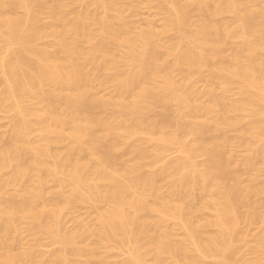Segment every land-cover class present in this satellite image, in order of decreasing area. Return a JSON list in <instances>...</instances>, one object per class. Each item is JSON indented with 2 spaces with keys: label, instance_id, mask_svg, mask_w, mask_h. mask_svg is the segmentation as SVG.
I'll use <instances>...</instances> for the list:
<instances>
[{
  "label": "bare ground",
  "instance_id": "1",
  "mask_svg": "<svg viewBox=\"0 0 264 264\" xmlns=\"http://www.w3.org/2000/svg\"><path fill=\"white\" fill-rule=\"evenodd\" d=\"M136 1L124 10L135 9ZM121 2L0 0V114L15 117L11 137L0 140V189L14 190L0 197V264H112L111 250L127 243L129 264H208L220 257V264H235L239 219L264 225V184L240 185L244 179L238 181L234 154H225L234 147L222 136L249 121L240 133L248 153L243 164L259 177L258 165L264 161V0H152L167 13L160 32L127 24L125 11H118ZM74 5L81 9L74 11ZM225 15L238 26L230 28ZM49 37L53 43L41 42ZM117 49L122 53L117 55ZM103 73H109L116 96L99 94L95 82ZM193 80L207 89L192 91ZM235 85L239 97L230 100ZM153 106L164 110L162 119L148 117ZM35 132L41 142L30 139ZM182 134L192 135L191 145ZM212 135L220 136L211 142ZM64 142L69 146L62 152L57 147ZM122 145L128 147L123 156L137 154L134 161L120 157ZM172 148L180 158L159 166ZM200 155L206 158L201 166L196 161ZM12 166L8 179L2 178ZM52 182L64 201L51 199L53 204L40 208ZM196 191L204 207L215 212L200 222L194 220L200 208L193 198ZM100 203L107 210L98 209V225L92 228L100 249L111 251L101 255H109L104 261L99 246L98 253L79 248L60 229L66 207ZM242 205L247 213L240 211ZM167 220L184 230L182 241L164 229ZM27 228L36 237L46 233L60 249L43 262L35 245L14 253L10 239ZM253 254L251 264L263 263L264 240ZM69 255L80 259L73 263Z\"/></svg>",
  "mask_w": 264,
  "mask_h": 264
},
{
  "label": "rangeland",
  "instance_id": "2",
  "mask_svg": "<svg viewBox=\"0 0 264 264\" xmlns=\"http://www.w3.org/2000/svg\"><path fill=\"white\" fill-rule=\"evenodd\" d=\"M120 1H122L121 2V5H118V7L120 6V8H121V6H122V8L121 9H119L118 8V11L119 12H121V13H123L124 11V14H122L125 18H126V20H125V22L127 21L128 23L127 24H129V25H131V26H133L134 24V26L133 27H135V28H137V29H147V27L148 26H153L154 27V29L155 30H157V31H161L162 30V28H163V26L165 25V21H166V19H167V13H165L164 11H162L156 4H154V3H152V0H137L136 1V8L134 9V8H130L131 9V11L132 10H134V11H130V9L129 10H124V9H127V8H124L123 6L125 5V7L127 6L128 8H129V3L128 2H130L131 0H120ZM180 1H182V0H180ZM122 3H124L123 5H122ZM74 6H77V9L76 10H74L76 7H74ZM74 6H72L71 7V9H69L70 11H77V10H79V9H81L80 8V6L79 5H74ZM79 6V7H78ZM74 8V9H73ZM115 10H117V9H115ZM120 10H122V11H120ZM118 11H115V12H118ZM129 11V12H128ZM131 12V13H130ZM224 16V15H223ZM223 16H221V18L219 17V20L220 21H222V17ZM226 16H228V15H225V17ZM231 15H229L228 17H223V20L225 19V20H227V21H229V18H230V20L231 21H229V22H226L225 20H224V22H226L229 26H230V28H235V23L237 22L236 21V19L234 18L233 19V16H231ZM45 22L46 23H48V24H50L51 22V19H50V16L48 15V14H45ZM197 20L199 19L198 17H196V16H194ZM193 17V19H195ZM48 18V19H47ZM195 19V21H197ZM233 19V20H232ZM194 21V20H193ZM152 24V25H151ZM238 22L236 23V25L238 26ZM139 27V28H138ZM149 28V27H148ZM174 35L172 34L171 36L170 35H168V36H162L161 37V39L163 38L164 40H165V38H167V39H170V38H172ZM170 37V38H169ZM52 37H49V38H47V39H45V40H43V41H41V42H44V43H53L54 42V40L52 41V39H51ZM98 40H99V37H98ZM43 44V43H42ZM88 44H84L83 46H82V50L83 51H85V52H88V50H89V45L87 46ZM227 46V49L228 48H230V49H232V47H230V45L228 44V45H226ZM226 46L224 47L225 49H226ZM2 48H3V45H2ZM224 49V52H225V55H229V53L231 54V52H232V50H231V52H230V50H229V52L227 51V50H225ZM122 50L121 49H117L116 50V54L117 55H119V54H121L122 52H121ZM226 52H227V54H226ZM109 73H103V74H100V75H98L99 76V78L97 77L96 78V82H95V85H97V89H98V92H99V94L100 95H102L103 97H106V98H111V97H114V96H116V93H117V91L115 90V88L113 87V85L112 84H110L109 83V75H108ZM3 71L0 69V81L1 80H3ZM108 75V76H107ZM204 82V81H203ZM194 84H196L195 85V87H194ZM197 85H199V86H197ZM204 85V86H203ZM193 86V87H192ZM196 87H198L199 88V90H197V92L199 91V92H204L203 90L204 89H207V84L205 85V83L203 84H201V81H199V83H198V80H193L192 82H191V90L192 91H196ZM205 87V88H204ZM4 89V85H2L1 84V89L0 90H3ZM195 88V89H194ZM197 88V89H198ZM204 88V89H203ZM234 88V89H233ZM232 89L233 90H231L230 91V93L228 94L229 96V98H231L230 100H232V99H237L238 97H239V91H238V88H239V85L237 86V85H235L234 87H233ZM201 89V90H200ZM203 89V90H202ZM238 94V95H237ZM238 96V97H237ZM205 97V96H204ZM204 97H201V99H199V101H202V102H204V101H206L207 99H205ZM202 98H204L205 100H203ZM163 109L162 108H159V107H157V106H153L151 109H149V111H148V117L149 118H153L154 119V117H155V119H157V118H159V117H161V115H162V117H163V111H162ZM105 113V112H104ZM103 113V114H104ZM107 113V112H106ZM162 113V114H161ZM109 114V111H108V113L106 114V116ZM112 113H110V117L109 118H111V115ZM104 116H105V114H104ZM105 116V117H106ZM109 116V115H108ZM159 116V117H158ZM175 116V115H174ZM157 117V118H156ZM162 117L160 118V119H162ZM15 121V117H14V115L13 114H11V113H2V114H0V140L1 141H3V142H5V141H7L10 137H11V133H12V130H13V125H14V122ZM247 123H249V121H246V122H244V124H242L237 130H234L233 132H232V130H230V132H229V130H226L225 132H226V134L224 135V133L222 134V136H224V138H227V137H229V138H227L229 141H230V144H229V146L228 147H234V148H232V150L230 149V148H228L230 151H233V152H230L228 149H226V151H225V154H226V156L228 155V156H230L231 157V155L232 154H234V156H232V158H233V160H234V162H236L237 163V165H236V163H235V165L237 166V168H238V172H237V169H236V167L234 168V171H236V173H237V175H238V181L239 180H241V178L242 179H244V181H239V183L240 182H243V183H240V185L242 186V187H244V188H246V187H248L249 185H251V184H256V185H258L259 186V184L260 185H263L264 184V161H261L260 160V165H258V167H259V169H258V172H260V175H259V177H258V173L256 174L255 172H257V170H252V172H251V168L248 166V167H246L247 165H244L243 164V162H244V160H245V158L247 157V155H248V153L246 152L247 150H246V148L243 146V143H241V142H243V141H241V139H243L242 138V136H241V132H243V130H245V127H248L249 126V124H247ZM38 132V131H37ZM234 132H236V133H234ZM40 133V132H39ZM39 133H33L30 137V139L32 140V141H34V142H41L42 141V136H41V134H39ZM9 135H10V137H9ZM226 135H227V137H226ZM182 136V138L184 137V135L182 134L181 135ZM220 135H216V138H215V135H214V137H213V135H212V138H214V139H212L210 136H209V140H211V142H215L218 138L217 137H219ZM2 137V138H1ZM8 137V138H7ZM232 137V138H231ZM236 137V139H234V138ZM239 137H240V139H239ZM4 138V139H3ZM193 137H192V135L191 136H189V137H187V135H185V138H183L185 141H189L188 142V144L189 145H191L190 144V142L192 143L194 140L192 139ZM194 139H195V137H194ZM232 140H233V142H232ZM66 142H68V141H66ZM235 142V143H234ZM238 142H239V144H238ZM260 142V141H259ZM258 142V144H255L257 147H259L260 145H262L261 143H259ZM69 143V142H68ZM233 144V145H232ZM234 144H235V146H234ZM242 147H241V146ZM68 146H69V144H68ZM67 146V143H63V145H58V147L57 148H59V149H61V151L63 152V150H64V152L66 151V147H68ZM123 146H125V147H123ZM120 147H122V152L121 151H119L118 153H119V155H120V157H122V158H124L125 156H123V155H125V154H123V152L124 153H126V150L128 149V147H127V145H122V146H120ZM119 147V149H121ZM127 147V148H126ZM59 149H57L58 151H59ZM245 149V150H244ZM60 151V152H61ZM129 152V151H128ZM230 153V154H229ZM123 154V155H122ZM127 154V153H126ZM180 153H179V151H178V149H175V148H172V149H170L169 151H167L166 153H165V155H164V157H163V164L161 163L159 166H162V165H172V164H174V163H176V161L180 158ZM127 157H125V158H127L126 160H128V159H130L131 157H135L136 156V158H137V154L136 153H130L129 152V154L128 155H126ZM130 157V158H129ZM235 157H237V158H235ZM124 158V159H125ZM135 158V159H136ZM235 158V159H234ZM238 158H240V159H238ZM132 160L134 159V158H131ZM131 159H130V162H131ZM134 159V160H135ZM133 160V161H134ZM204 160H206V158L204 157V156H202V155H200V156H198L197 158H196V161H197V163L200 165V163L199 162H201V165L205 162ZM129 161V160H128ZM238 161L240 162V163H238ZM259 162V161H258ZM259 164V163H258ZM200 165V166H201ZM244 165V166H243ZM14 166V165H13ZM13 166L12 167H9V168H7V171H6V169L5 170H3L2 172H4L3 174H4V177H3V174L1 173V177L2 178H5V179H8L7 178V176L9 177L10 175H9V173L11 174V172H12V170H13ZM240 167V168H239ZM246 169H245V168ZM260 167H261V170H260ZM12 169V170H11ZM8 170H10V172L9 173H7L8 172ZM243 170V171H242ZM242 173V174H239V173ZM249 172L250 173H252V174H249ZM253 173H254V176H252L253 175ZM6 175V176H5ZM33 174L31 173L29 176H32ZM244 175H247V176H244ZM251 175V176H250ZM244 176V177H243ZM250 176V177H249ZM254 177H257V180L254 182ZM249 179V181H248V179ZM245 180H247V182L245 181ZM251 180V181H250ZM258 181V182H257ZM53 184H54V182H52ZM166 184V182H163L162 184ZM53 184H48L47 185V187H46V192H45V194H44V200L42 199V201H45V199H46V195H48L49 194V192L47 193V190L48 191H50L51 189H52V192L50 193V195H48V200L46 199V201H49L48 202V204H46L47 202L45 201V203H41V205L40 206H42L43 204H44V207L45 206H48L49 205V203L50 202H52V200L53 199H56V200H54V202L53 203H58V199H60V202L62 203L63 201H64V198H63V196H62V194L60 195V192L58 191V186H57V183H55L54 184V187L52 186ZM164 184V185H165ZM244 185V186H243ZM56 186V187H55ZM51 187V188H50ZM53 187V188H52ZM8 188H9V190H8ZM55 188H58V189H56V191H57V195L59 196H57V195H55L54 194V192H56L55 190H53V189H55ZM22 189V188H21ZM50 189V190H49ZM6 190V191H5ZM8 190V191H7ZM1 191H3V192H1ZM14 192V190H12V187L10 188V187H7V188H5V189H0V193H2V194H0V197H1V195L2 196H4V195H10V194H12ZM197 192V191H196ZM53 193V195H51ZM197 193H199V192H197ZM208 195H210V194H208ZM196 196V197H195ZM201 193H199V194H194V196H193V198H194V200L196 201V203H195V205H196V207H197V205H198V208L200 207H202L201 208V210H200V208L199 209H197L196 208V214H198V215H196L195 214V216H194V220L195 221H197V222H200V221H202V219L204 220L205 218H209V217H213L214 216V214H215V212H213V211H211L212 209H209V210H207L205 207H204V204H203V201H201ZM55 197H57V198H55ZM61 197V198H60ZM49 198H50V200H49ZM63 198V199H62ZM207 198H209L208 196H207ZM52 199V200H51ZM62 199V200H61ZM17 200L18 201H21V198H17ZM56 201V202H55ZM59 202V203H60ZM199 204H198V203ZM53 203H50V204H53ZM58 203V204H59ZM200 204H202L203 206H201ZM38 205V206H39ZM92 206V207H91ZM96 207H97V210H96ZM96 207L94 208V206L93 205H86V204H79V205H76V206H69V208H67L66 207V210H64L63 212H64V215L62 214V218H61V221H62V224H60V229H63L64 231L63 232H66V234H68L69 236H70V238L71 239H73V242H74V244L76 245V246H78L79 248H82V249H93L94 248V250L96 251V247H98L99 246V248H97L98 250L101 248V246H100V244H99V240L97 239V236H95V234H94V230L95 229H93L92 227H94L95 225L97 226L98 225V222H97V217H98V215H95V213H97V214H99V212H104V211H106L107 209H105V208H107L106 207V205L105 204H98V206L96 205ZM40 208H43V206L42 207H40ZM205 210H207V211H205ZM98 209H99V212H98ZM202 209H203V212H202ZM101 210V211H100ZM246 210H248L247 209V207H245V206H241L240 207V211L242 212V213H247V211ZM94 211H97V212H94ZM102 212V213H103ZM204 214V216H202ZM198 216V217H197ZM200 217L202 218V219H200ZM204 217V218H203ZM64 218V219H63ZM199 218V220H197ZM246 217H242V218H240L239 219V222H238V226L239 227H237L239 230H237L236 229V238H235V241H233V251L235 250L236 252H238V255L241 257V258H239V256H238V258H236V256H235V259H234V263L235 264H251V262L253 261V259L255 258L254 256L256 255L255 253V255L253 254V250H254V247L256 248L257 246H258V244L262 241V240H264V225H262L263 223L261 222V223H259L260 221H252L251 220V222H250V220H249V218H247L248 220H249V223H248V221L246 222V219H245ZM211 219V218H210ZM245 219V220H244ZM254 222V223H253ZM23 227H27V226H23ZM22 227V228H23ZM62 227V228H61ZM96 228V227H95ZM88 229V231H86ZM92 229V230H91ZM164 229H169V230H171L172 231V234H173V237H174V239L175 240H177V241H182L183 239H184V237H185V234H184V230L183 229H181L180 228V226L177 224V222H174V221H171V220H167V221H165V223H164ZM24 230V231H23ZM239 231V232H238ZM88 232H90V233H88ZM93 232V233H92ZM238 232V233H237ZM242 233V234H239V233ZM89 234V236H88V234ZM86 234V235H85ZM157 234L159 235L160 234V232L158 233L157 232ZM156 234V235H157ZM91 235V236H90ZM239 235H241V236H239ZM14 236H17L16 237V239L15 240H13V239H10V242H9V248H10V250L11 251H13L14 250V253H20V252H25L31 245H35V247H36V250H35V253H36V255L37 256H39L40 258L39 259H41V261L43 262L44 260L43 259H45V261H47L50 257L49 256H51L54 252H56V251H58V249H60V247H58L56 244H54V243H52L51 241H50V239H49V235H47L46 233H44V234H40V236L39 237H36V236H34L33 235V233L29 230V228H27V229H21V231L19 232V233H17V234H15ZM14 236H12L11 238H14ZM72 236V237H71ZM78 236V237H77ZM82 236V237H81ZM85 238H84V237ZM87 236L90 238V239H88L87 238ZM240 238H239V237ZM88 240V241H86V240ZM237 239V240H236ZM91 240V241H90ZM15 241V242H14ZM17 241V242H16ZM15 243H17V244H15ZM16 248H15V247ZM90 246V247H89ZM93 246V247H92ZM14 247V248H13ZM103 248V247H102ZM130 248H131V245L129 244V243H127V244H124L123 246H121V247H119V249L118 250H106V251H104V248H103V251L101 250V251H99V254H100V256L101 255H103V254H105L107 251H109V252H111V253H113V255H107V256H109V262H110V260H112V262L114 261V262H116V263H112V264H117L118 262V264H120L121 262L123 263L124 261L126 262L127 261V259L129 258V250H130ZM252 248H253V250H252ZM252 250V251H251ZM16 251V252H15ZM1 252V251H0ZM108 252V253H109ZM18 253V254H19ZM96 253H98L97 251H96ZM107 253V254H108ZM235 253V252H234ZM20 254H22V253H20ZM98 255V254H97ZM106 256V257H107ZM69 258V261H71V262H73V263H76L80 258H78V257H76V256H73V255H69L68 256ZM99 257V256H98ZM106 257H104L103 256V258H104V260H106L105 258ZM254 257V258H253ZM100 259L99 260H102V261H104L103 260V258H102V256L101 257H99ZM108 258V257H107ZM147 260L149 259V261L151 260V258H152V256L151 255H148L147 257ZM253 258V259H252ZM47 259V260H46ZM82 259V258H81ZM237 259H239V260H237ZM251 259H252V261H251ZM264 259V258H263ZM262 259V260H263ZM98 260V261H99ZM108 260V259H107ZM223 258H218V259H214V258H210V259H208V260H206V263H208V264H210V263H212V264H220V263H222L223 262ZM237 261H239L238 263H237ZM250 261V262H249ZM100 262V261H99ZM121 263V264H122ZM169 264H172L170 261L168 262ZM263 263H264V261H263ZM262 262H261V264H263ZM124 264H129L128 263V261H127V263H124Z\"/></svg>",
  "mask_w": 264,
  "mask_h": 264
}]
</instances>
